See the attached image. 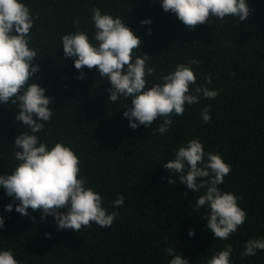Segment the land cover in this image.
Listing matches in <instances>:
<instances>
[{
	"label": "trees",
	"instance_id": "1",
	"mask_svg": "<svg viewBox=\"0 0 264 264\" xmlns=\"http://www.w3.org/2000/svg\"><path fill=\"white\" fill-rule=\"evenodd\" d=\"M35 17L29 47L37 50L39 71L31 82L52 98V117L37 133L49 149L61 142L80 159V176L85 187L98 192L103 206L119 215L109 228L96 224L76 233L57 230L53 217L28 209L15 211L18 201L0 186V250H11L20 264H169L165 250L175 248L189 264H206L226 244L233 252L231 264H264V251L242 256L249 239L264 238V0H246L252 9L247 21L238 17H212L209 24L193 30L166 13L160 0H20ZM120 17L141 39L135 57H146V88L163 83L161 76L178 64L191 65L195 87L218 90L214 99L200 95L199 102L186 105L183 116L162 136L157 120L148 128L129 127L123 111L131 98L108 101L110 84L98 71L74 67V57L65 58L61 38L83 31L92 43V9ZM151 23L142 25V20ZM150 29V34H149ZM211 74V84L204 77ZM209 107L211 121L205 123L201 110ZM17 105L0 104V175H10L15 160L14 139L30 130L15 121ZM199 138L205 153L219 154L231 165V173L220 185L222 191L239 197L246 212L245 223L228 240L213 239L206 227L207 207L195 208L204 190L195 193L181 184L169 183L170 173L163 163L187 142ZM176 179L175 176L170 180ZM186 193V194H185ZM124 196L122 207L113 201ZM13 204L6 212L4 206ZM32 218H35L34 220ZM194 231L189 237L188 231ZM51 238H46L45 234Z\"/></svg>",
	"mask_w": 264,
	"mask_h": 264
},
{
	"label": "clouds",
	"instance_id": "2",
	"mask_svg": "<svg viewBox=\"0 0 264 264\" xmlns=\"http://www.w3.org/2000/svg\"><path fill=\"white\" fill-rule=\"evenodd\" d=\"M160 6L164 12L175 14L189 31L198 25L209 24L212 17L219 20L238 17L239 22L247 21L252 11L246 0H160ZM34 20L30 8L20 0H0V104L17 105L15 121L30 130L15 137L13 145L18 150L14 157L19 163L10 175H0V186L8 197L19 202L15 205L17 213L27 216L30 208L41 213V220L51 216L57 230L78 233L93 223L109 228L119 212L109 213L101 195L85 187L76 153L61 142L49 149L36 135L44 129V122L50 121L53 101L39 84L30 83L39 71V66L34 63L37 50L29 47ZM91 20L96 43H92L83 31L64 34L61 38L64 57L75 58L74 67L81 72L78 79L84 78L82 69L85 67L95 68L100 77H106L110 84L109 103L121 97L131 98V106L123 111L131 129L148 128L160 120L157 131L163 136L173 124L172 118L183 116L186 105L198 103L201 94L209 100L219 95L218 90L203 86L195 87L194 92L191 89L197 83L191 65H198V60L178 64L172 72L160 77L163 83L146 88V76H153L154 70L147 67L148 54L134 59L135 50L141 47V39L120 17L102 14L98 8L92 9ZM140 23L147 25L151 21L146 19ZM204 79L206 84L212 83L211 74ZM201 117L205 123L211 121L209 107L201 110ZM163 167L171 174L170 178L176 177L174 180L169 178V183L175 184L178 178L195 193L204 190L196 200L195 208L207 207L208 215L204 218L213 239L228 240L245 223L247 215L238 204L239 197L219 187L231 173V165L219 154L205 153L199 138L179 147L175 158L163 163ZM123 204V195L113 201L114 208ZM4 210L11 212L13 204L5 205ZM4 223L0 216V229ZM188 235L193 236L194 231L190 229ZM45 236L51 238L48 233ZM257 250L264 251V238L249 239L241 255L255 256ZM165 252L172 257L169 264H189L175 248L169 247ZM232 252L231 244H226L206 264H231ZM0 264H20V261L14 258L10 249L0 250Z\"/></svg>",
	"mask_w": 264,
	"mask_h": 264
}]
</instances>
